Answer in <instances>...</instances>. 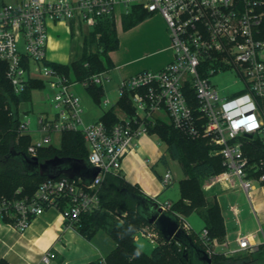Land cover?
<instances>
[{"label": "built area", "instance_id": "built-area-1", "mask_svg": "<svg viewBox=\"0 0 264 264\" xmlns=\"http://www.w3.org/2000/svg\"><path fill=\"white\" fill-rule=\"evenodd\" d=\"M132 5L162 16L172 58L161 68L143 69L119 81L118 96H128L131 111L112 104L116 121L111 126L101 119L85 124L80 99L71 85H101L109 79L107 71L78 81L53 67L47 55L48 23L66 22L78 37L81 28H92L99 16L113 15L117 6L128 12ZM227 71L242 81L231 96L222 95L210 80ZM33 81L47 87L49 108L36 121L37 130L44 135L28 145L27 153L36 156L38 149L50 144L52 132L77 131L87 145V161L99 172L90 184L60 175L40 181L29 196H0V223L17 231H24L47 208L59 210L64 224L74 228L81 214L97 208L105 175L120 173L125 156L142 136L150 135L148 128L158 120L167 119L192 138L208 136L219 146L213 154L222 157L224 169L204 180L205 192L239 187L249 196L253 181L264 183V159L250 163L244 151V136L264 145V0H5L0 5V85L18 95ZM191 90L197 115L188 101ZM29 125L26 114L18 116L16 131L30 134ZM172 179L166 168L162 183L167 185ZM159 204L164 211L171 206L170 202ZM229 209L237 213L236 205L230 204ZM174 214L178 228L190 233L186 217ZM139 234L153 245L161 242L151 224L143 225ZM199 237L203 250L211 256L216 242L206 227ZM236 243L223 253L250 252L258 246L241 234ZM54 256L45 251L40 261L48 263ZM100 263L105 264L103 258Z\"/></svg>", "mask_w": 264, "mask_h": 264}, {"label": "trees", "instance_id": "trees-1", "mask_svg": "<svg viewBox=\"0 0 264 264\" xmlns=\"http://www.w3.org/2000/svg\"><path fill=\"white\" fill-rule=\"evenodd\" d=\"M149 14L142 6L132 5L128 12L121 14L122 29L132 27ZM118 45L114 17L104 14L84 34L80 51L75 58L67 64L51 62V65L75 80L82 81L94 73L109 70L113 65L109 52L117 49ZM42 86V82L33 81L23 92L16 95L9 86L0 85V196H29L34 193L39 182L46 178L41 175H28L22 162L9 156L11 150L30 156L27 153V147L31 143L30 135H19L16 131L18 104L29 99L33 88ZM85 87L99 102L103 95L101 85L89 84ZM188 101L197 115V102L192 90ZM129 102L125 95L118 99L117 104L131 111ZM100 119L107 126H111L116 121L114 108L104 110ZM148 132L165 144L158 163L167 168L168 158L177 160L184 175L178 180L179 198L164 212L172 216H176L175 212L188 216L197 211L205 222L209 237H222L225 228L220 206L217 202L208 200L202 188L204 180L224 169L222 157L213 154L219 146L211 143L208 136L192 138L184 134L167 119L156 121L148 128ZM244 137V151L250 163L264 159V145L257 139ZM87 155L88 148L82 134L66 131L60 134L58 147L51 144L41 147L36 157L40 161L54 156L87 160ZM152 170L161 179V175L153 167ZM129 195L141 196L140 211L137 210V202ZM98 196L97 208L81 214L75 229L88 240L97 241L96 238L102 236L104 241L112 242L103 257L105 264H193L191 243L203 249L200 237L194 236L192 232L187 234L181 229V232L166 239L160 229L151 224L158 230L161 242L155 244L149 253L141 250L136 245L133 234L143 225L150 224L148 201L153 199L144 194L139 186L127 182L122 175L106 174ZM116 210H122L126 215L118 219L115 216ZM210 258V264H264V243L259 244L254 251H243L242 254L215 251ZM96 263L101 264L100 261ZM0 264L6 263L1 261Z\"/></svg>", "mask_w": 264, "mask_h": 264}, {"label": "crops", "instance_id": "crops-1", "mask_svg": "<svg viewBox=\"0 0 264 264\" xmlns=\"http://www.w3.org/2000/svg\"><path fill=\"white\" fill-rule=\"evenodd\" d=\"M116 11L121 28L119 33L115 20ZM122 13L123 11L118 9V6L113 13L119 45L117 49L109 52L113 65L107 70V73L109 72L111 75L117 93L116 99L112 101L108 97L105 98L109 100V103L111 101V105L117 104L119 99L117 85L122 78L131 76L143 69L161 68L171 60L173 55L168 30L160 14L150 13L145 19L124 30L121 27ZM90 29L82 27L80 35L75 37L74 32L69 29L66 22H49L47 49L49 60L61 64L69 63L78 55L83 36ZM63 47L74 54L72 58H60L59 51ZM103 82L101 87L104 94ZM74 84L76 83L72 85ZM29 135L31 137V134ZM161 154L162 151L155 137L144 135L140 138L136 148L123 159L120 172L127 182L139 186L141 191L153 200L159 203H172L179 198V189L175 198L167 197L162 202L159 198L172 188L174 175L171 183L164 185L152 170L153 167L162 176L166 169L164 167L163 171L159 172L155 168ZM168 164L167 168L171 170L169 159ZM142 168L150 174L147 185L142 181L140 171ZM205 195L208 200L218 203L224 219V234L222 237H213L216 242V252L235 248L237 245L236 237L240 234L248 235L251 242L257 245L264 243V183L253 181L249 196L239 187L227 191L213 188L211 191L205 192ZM230 204L236 205V214L229 209ZM193 215L196 218L194 217L192 222H189L192 227L191 232L194 236L199 237L200 230L205 227V222L197 211H193L185 217L188 220ZM140 228L133 234L134 241L141 250L149 253L152 247L148 250V247H140L137 244L140 238H144L139 234ZM144 239L150 243L148 239ZM99 241L86 239L77 232L75 227L70 228L64 224L59 210L47 208L42 214L34 217L22 232L13 229L8 224L0 223V262L6 264H97L96 262L104 257L107 249L111 246L110 243H112L106 244V240L104 242ZM45 251H51L55 254L48 263L40 261V255Z\"/></svg>", "mask_w": 264, "mask_h": 264}, {"label": "rangeland", "instance_id": "rangeland-1", "mask_svg": "<svg viewBox=\"0 0 264 264\" xmlns=\"http://www.w3.org/2000/svg\"><path fill=\"white\" fill-rule=\"evenodd\" d=\"M4 1L5 0H0V5H2V3ZM118 9L123 11L124 7L118 6ZM115 20H116V24H117V31L119 33V32H121V28L119 27V16H118L117 11L115 12ZM75 47H76V51H77L78 50L77 45ZM59 54H60L59 56L61 59H66L67 57H68L67 59H69V58H72V56L74 55L71 52H69V50H67V48H64V47L60 48ZM107 75L109 76L110 79L109 80L105 79L103 82V87H104L105 93L100 97L99 102L94 99L92 94L82 84L77 82L76 84L72 85V87H71V89L75 92V94L80 99L81 106L83 108L81 116H82V120L85 124H90V123L96 122V120H98L99 117L102 115L103 110L110 107L111 101L116 99V97H117V93L115 90V83L111 79V75L109 74V72L107 73ZM210 80L213 84H215L218 91L222 95H226V96H231V95H233L234 92L236 93V91L242 85V81L237 79V77L234 76V74L232 72H228V71L218 73V74L212 76L210 78ZM47 92H48L47 87L33 88L30 91L29 99L21 101L18 104V116H19V118H22L23 114H26L30 118L29 133L31 134V142L35 138H39V137H42L44 135L43 133H41L40 131L37 130L38 127H37L36 121H37L38 115L40 113H42L45 109L49 108L48 101L46 99V93ZM106 97H108L111 101H110V103L104 104L103 100ZM261 111H264V103L261 104ZM50 136H51L50 144L55 146V147H58L60 145V133L52 132V133H50ZM154 137H155L156 141L158 142L161 151H163L165 148V144L162 141H160L157 138V136H154ZM169 161H170V165H171V170H172L173 175H174V180L172 182V188L167 190L159 198V200H161V202L163 200H165V198H167V197L175 198V196H177V192L179 189L178 188V180L181 177L182 178L184 177L179 162L177 160H173L171 158L169 159ZM155 168L159 172L160 171L162 172L164 169V166L161 165L160 163H158ZM112 174H114V173H112ZM114 175H122V174L120 172V173L114 174ZM202 188H203V184H202ZM125 215H126V213L123 212L122 210H116L115 211V216L118 219L125 216ZM194 217L196 218V216L193 215L192 217H190L188 219V221L192 222ZM100 237L96 238L97 241H99L98 239H100L101 241L104 242V238H102V236H100ZM101 241H99V242H101ZM108 242L110 243V241H107V243ZM137 244L140 247H145V246L148 247L149 248L148 250H150V248L153 247V246H151L152 244L149 243L144 238H140L139 242ZM242 252L243 251H239L238 253L242 254Z\"/></svg>", "mask_w": 264, "mask_h": 264}, {"label": "water", "instance_id": "water-1", "mask_svg": "<svg viewBox=\"0 0 264 264\" xmlns=\"http://www.w3.org/2000/svg\"><path fill=\"white\" fill-rule=\"evenodd\" d=\"M9 156L19 159L28 175H41L49 178L64 175L75 180L81 178L84 184H90L99 172V168L92 166L87 160L83 159L54 156L40 161L36 156H28L24 152L17 153L14 150L10 151ZM129 197L137 202V210L140 211L141 196L129 195ZM148 202L150 215L148 223L157 226L166 239H169L175 233L181 232V229L178 228L176 216L166 214L159 202L155 200ZM191 247L193 264L211 263L210 256L203 249L195 243H191Z\"/></svg>", "mask_w": 264, "mask_h": 264}, {"label": "bare ground", "instance_id": "bare-ground-1", "mask_svg": "<svg viewBox=\"0 0 264 264\" xmlns=\"http://www.w3.org/2000/svg\"><path fill=\"white\" fill-rule=\"evenodd\" d=\"M132 155H133V153H131ZM141 171V177L143 178H141L142 179V181H143V183L144 184H146V183H148L149 182V180H150V174H149V172H146L147 170H145V169H141L140 170ZM147 185V184H146Z\"/></svg>", "mask_w": 264, "mask_h": 264}]
</instances>
